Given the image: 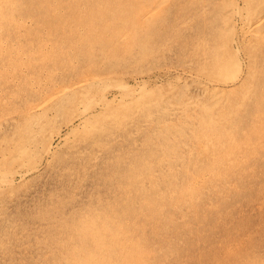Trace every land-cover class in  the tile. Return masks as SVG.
<instances>
[{"label": "rangeland", "instance_id": "rangeland-1", "mask_svg": "<svg viewBox=\"0 0 264 264\" xmlns=\"http://www.w3.org/2000/svg\"><path fill=\"white\" fill-rule=\"evenodd\" d=\"M142 1L152 6L157 0ZM234 4L244 6L240 0H166L160 16L139 29L141 42L135 41L128 54L102 61L106 46L98 45L99 55L93 63L66 71L56 68L57 73L52 74L56 84L76 81L93 72L110 76L106 83L92 87L94 90L115 84L120 76L130 87L138 88L135 91L140 98L128 107L129 117L122 115L116 124L107 121L98 130L72 131L65 123L75 113L76 104L85 100L79 90L65 95L63 100L47 101L54 82L39 92L23 87L22 83H4L0 74V103L5 102L0 105V168L9 167V160L20 148H26L20 156L25 161L20 169L25 176L13 177V183L5 187L0 185V264H46L50 259L47 248L61 230L58 219L70 221L93 206L96 199L106 201L118 190L115 184H124V175L131 172L135 175L134 166L144 173L145 163H151L150 168L156 170L157 161L174 163L176 167L187 160H204L192 148L195 124L181 132L179 144L174 137L178 133L173 124L182 115L173 110L178 102L195 100L202 105L209 100L239 98L243 102L233 114L239 127L235 135L241 139L243 132L245 135L253 126V130L262 132L253 136L258 140L264 137V121L255 117L258 112L264 115V73L255 75L258 78L254 83L237 88L251 62L241 36L239 16L232 12ZM258 10L264 14V5L258 6ZM254 56L253 66L263 64L264 47ZM213 58L220 60L218 67L217 63H211ZM60 66V62L54 65ZM196 108L187 109L189 112L186 110L184 115L191 113L196 118L199 113ZM110 110L99 109L98 114L105 117ZM44 125L48 130H60L64 137L56 134L48 143L47 132L41 128ZM255 137L253 140L257 141ZM257 145L258 157L250 160L255 166L253 174L247 170L240 176L234 171L229 173L236 190H228V196L216 198L203 188L195 215L187 209L178 212L172 222L163 219L159 223L161 227L163 222L167 226L163 237H156V228H148L159 260H165L166 264H241L244 249L254 255L257 252L255 256H264V139ZM189 148L194 156L185 154ZM118 171L113 185V174ZM237 240L241 242L235 251L239 256L227 253V246Z\"/></svg>", "mask_w": 264, "mask_h": 264}, {"label": "bare ground", "instance_id": "bare-ground-1", "mask_svg": "<svg viewBox=\"0 0 264 264\" xmlns=\"http://www.w3.org/2000/svg\"><path fill=\"white\" fill-rule=\"evenodd\" d=\"M164 1L166 0H157L149 7L142 4V0H0L1 78L4 83H22L23 87L40 92L52 82L55 83L52 74L54 76L57 69L66 71L80 68L84 63H93L96 55H99L98 45L106 46L102 61L118 55L124 56L135 41L141 42L139 29L142 30L144 25L160 16ZM240 1L244 6L238 7L234 4L232 12L239 16L241 36L245 40L251 64L249 63L247 73L241 82H238L237 88L254 83L258 78L255 75L264 73V63L260 66H253L252 63L254 54L264 47V14L258 10V6L264 5V0ZM160 20L159 18L158 21ZM41 27L43 29L40 30ZM59 62L61 66L54 67ZM211 63L214 65L217 63L218 67L220 60L213 58ZM109 77L89 72L76 81L52 84L55 87L47 101L63 100L65 95L73 92L76 94L75 92L79 90L85 100L76 104L75 113L66 120L65 123L69 125L70 130L94 131L100 129L107 121L116 124L122 115L125 118L129 117L127 116L128 107L140 97L135 91L138 88L130 87V84L121 76L115 84L92 89L96 85L106 83ZM194 101L188 100L173 105L175 108L173 110L178 111L179 114L182 113L178 116L180 119L176 121L177 123L173 124L178 133V136L174 137L179 144L183 135L181 132L185 133L187 127L190 130L191 125L195 124L192 132V145L195 146L192 148H195V154L204 157V160H187L177 164L176 167L174 163L157 161L158 163L155 164L159 167L156 170L150 168L151 163H145L144 173H140L139 167L137 166V169L134 166L135 175L133 176L132 172L124 175V184H115L119 171L115 172L113 185L115 184L118 190H115L111 197L104 202L96 199L93 206L80 211L79 216L73 217L70 221L65 218L58 219L61 230L50 243L52 246L47 248V256L50 259L46 264H161L162 262L166 264L165 260H159L156 256L153 250L154 244L149 239L148 228H156L154 230L156 237H163L167 233V226L165 222L162 227L159 223L163 219L172 222L178 212H187V209L191 211L192 216L195 215L197 213L195 208L201 202L200 191L203 188V191L210 192L212 197H222L227 195L228 190L236 188L233 179L229 178L231 171L239 176L247 171L253 174L255 166L250 163V160L258 157L256 145L264 137L260 136L258 140L253 136L262 133L256 129L253 130V126L250 127L252 130L246 131L245 135L242 131L241 139L235 135L239 127L236 125L233 114L243 101L236 97L235 99L209 100L202 105ZM1 104L4 105L5 102ZM106 108H111L109 115L104 117L98 114L99 109ZM192 108H196L199 112L196 118L191 113L184 115L187 109L191 111ZM255 117L259 121H264V118L262 119L264 115L261 112L256 113ZM45 126L41 128L47 132L45 138L48 143L53 141L56 134L61 138L64 137L60 130H48L44 128ZM250 132L255 134L251 135ZM253 137L260 142L253 140ZM51 146L52 144H49V148ZM192 148H189L185 154L194 156ZM25 152V147L20 148V151L9 160L10 166L0 168L1 186L5 187L13 183L12 179L15 176L20 179L25 176L20 170L25 166V161L20 159ZM260 199L258 198V203L261 202ZM104 204L107 205L101 207ZM212 206L215 205L212 204ZM179 217H182L181 214ZM183 222L188 225V221ZM240 241L243 242L241 239ZM241 242L237 240L231 245L228 243L227 245L230 246L224 248L227 253L231 255L235 253L239 256L235 251ZM255 255L244 249L241 264H264V256Z\"/></svg>", "mask_w": 264, "mask_h": 264}]
</instances>
